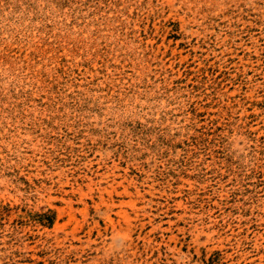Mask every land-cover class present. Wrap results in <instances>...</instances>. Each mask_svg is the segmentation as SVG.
Here are the masks:
<instances>
[{
	"label": "rangeland",
	"instance_id": "rangeland-1",
	"mask_svg": "<svg viewBox=\"0 0 264 264\" xmlns=\"http://www.w3.org/2000/svg\"><path fill=\"white\" fill-rule=\"evenodd\" d=\"M0 264H264V0H0Z\"/></svg>",
	"mask_w": 264,
	"mask_h": 264
}]
</instances>
